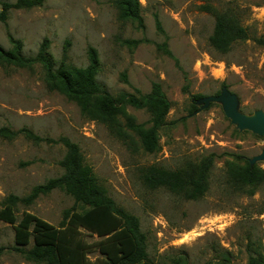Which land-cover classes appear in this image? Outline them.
Masks as SVG:
<instances>
[{
	"label": "rangeland",
	"instance_id": "rangeland-1",
	"mask_svg": "<svg viewBox=\"0 0 264 264\" xmlns=\"http://www.w3.org/2000/svg\"><path fill=\"white\" fill-rule=\"evenodd\" d=\"M138 3L142 28L120 21L113 0H46L40 8L10 10L5 24L0 22V47L11 49L9 34L21 42L24 57H34L47 40L55 68L62 61L85 68L92 48L99 66L96 81L112 97L140 99L159 85L170 109L157 132L155 153H145L126 127L130 118L149 128L145 110L117 107L114 118L128 136L121 138L107 123L85 118L73 101L50 91L38 64H0V128L27 129L77 144L107 196L138 219L147 253V261L140 264H207L221 252L229 254L231 264H246L253 252L264 257V182L235 188L227 181L229 163L264 169V161L256 159L264 151V135L238 130L220 102L204 108L201 101L226 92L241 114L264 113V0ZM217 14L236 20L248 39L224 53L213 50L208 39ZM64 153L60 144L36 145L22 136L0 139V209L10 196L25 197L33 187L60 176ZM207 157L213 165L207 191L198 200L142 184L140 172L149 166L177 171ZM73 206V198L57 189L12 210L17 222L29 213L58 227L63 212ZM86 209L75 206L78 213ZM14 236L15 225L0 221V264H36L13 251ZM83 239L89 245L99 241L86 232ZM87 258L94 262L101 256L91 247Z\"/></svg>",
	"mask_w": 264,
	"mask_h": 264
},
{
	"label": "trees",
	"instance_id": "trees-1",
	"mask_svg": "<svg viewBox=\"0 0 264 264\" xmlns=\"http://www.w3.org/2000/svg\"><path fill=\"white\" fill-rule=\"evenodd\" d=\"M46 0H15L14 3L0 2V22L5 24L10 10H32L40 8ZM120 21H130L139 28L143 27L138 0H113ZM156 27L161 31L158 22ZM10 50L0 47V64L25 68L38 64L44 72V81L50 91H57L73 101L80 113L91 121L107 123L121 137H128L115 120L117 107L130 105L145 110L150 116V127L135 125L127 118L126 127L138 137L142 150L153 154L158 150L157 132L165 123L170 103L162 94L159 85L154 84L151 92L140 99L121 94L112 97L102 92L96 81L98 58L96 51H87L88 65L76 68L61 62L55 68L48 54V42L44 40L34 57H24L22 45L9 34ZM248 39L246 30L233 18L217 14L213 32L208 39L210 47L217 52H226L236 42ZM201 99V96L197 97ZM22 136L33 144H60L65 153L59 166L62 174L35 186L22 198L10 196L5 206L0 209V221L15 225L13 251L36 264H140L147 261L146 240L140 231L139 221L124 209L117 207L107 196L84 158L77 144L61 137L58 140L43 138L27 129L12 131L0 128V139L12 140ZM132 141V140H131ZM133 142V141H132ZM213 158H203L197 165H188L185 169L170 171L159 166H149L140 172L142 184L148 190L164 188L182 196L184 200L195 201L207 191ZM227 181L235 188L255 187L264 182V169L251 167L248 162L243 165L227 164ZM62 190L73 198L74 206L63 212L58 227H53L41 219L23 213L17 222L12 207L22 204L26 207L40 196L54 190ZM87 209L78 213L75 206ZM83 232L96 236L99 241L89 245L83 239ZM32 243L29 249H26ZM95 247L101 259L91 262L87 253ZM183 264V263H182ZM207 264H231L227 252H221L217 258ZM246 264H264L261 253H250Z\"/></svg>",
	"mask_w": 264,
	"mask_h": 264
},
{
	"label": "water",
	"instance_id": "water-1",
	"mask_svg": "<svg viewBox=\"0 0 264 264\" xmlns=\"http://www.w3.org/2000/svg\"><path fill=\"white\" fill-rule=\"evenodd\" d=\"M204 102V108L212 101L220 102L225 117L232 124L236 125L238 130L250 131L257 135H264V113L255 112L253 116H245L236 110L235 101L232 96L226 92L221 93L218 97H210L201 100ZM264 161V151L256 158ZM254 162H250L252 165Z\"/></svg>",
	"mask_w": 264,
	"mask_h": 264
}]
</instances>
